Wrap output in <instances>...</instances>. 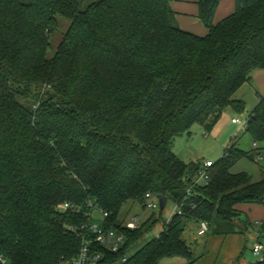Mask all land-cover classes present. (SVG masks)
Here are the masks:
<instances>
[{"label": "trees", "instance_id": "trees-1", "mask_svg": "<svg viewBox=\"0 0 264 264\" xmlns=\"http://www.w3.org/2000/svg\"><path fill=\"white\" fill-rule=\"evenodd\" d=\"M175 0H0V256L7 264H65L101 209L104 229L123 234L113 253L93 243L96 264H120L160 221L130 230L128 203L164 196L180 213L122 264L193 261L191 223L233 233L244 206L264 204V180L232 174L250 157L232 140L196 184L201 164L173 152L194 125L212 131L223 111L246 110L236 94L264 70V0H191L208 30L181 29ZM70 25L54 56L50 35ZM246 134L264 144V96ZM167 202V203H168ZM69 204L70 208L63 206ZM92 205L93 207H91Z\"/></svg>", "mask_w": 264, "mask_h": 264}, {"label": "rangeland", "instance_id": "rangeland-1", "mask_svg": "<svg viewBox=\"0 0 264 264\" xmlns=\"http://www.w3.org/2000/svg\"><path fill=\"white\" fill-rule=\"evenodd\" d=\"M196 20L202 23L199 19ZM69 25L68 20L60 18L59 29L50 35V57L56 53ZM202 27L205 29L204 25ZM236 98L238 99V96ZM243 98L246 102V110L243 113H237L232 108L225 109L212 131H206L199 125H194L190 134L185 133L176 139L173 152L186 163L202 164L207 161L216 163L223 156L231 141L236 139L238 148L250 157H244L238 161L232 167L231 173L247 174L254 182L264 180V144L255 146L252 137L246 134V128L233 123L234 119L247 121L254 110L257 99L249 86L244 87ZM150 203L159 204V201L156 198L147 199L146 204ZM176 209L177 206L171 201L167 203L163 211H160V208L152 211L135 203L126 204L120 214V219L125 223L135 216L142 223L152 215L160 220L144 236V240L134 246L128 254L134 255L147 242L158 237L164 229V222L174 215ZM93 218L95 224H100L102 215L95 210ZM257 221H264V204L252 206L251 210L244 211L241 221L236 224L235 231L228 235H215L209 232L204 236H198V224L191 223L183 239L193 253L192 263L180 258H172L165 259L160 264H254L258 257L252 253L253 246L259 241L264 249V228H258Z\"/></svg>", "mask_w": 264, "mask_h": 264}, {"label": "built area", "instance_id": "built-area-1", "mask_svg": "<svg viewBox=\"0 0 264 264\" xmlns=\"http://www.w3.org/2000/svg\"><path fill=\"white\" fill-rule=\"evenodd\" d=\"M247 122L248 121H240L238 119L233 120V123L240 124L241 126L245 128L247 127V124H248ZM255 146L257 145L255 144ZM212 166H213V162L211 161L203 162L201 164V170L198 174L196 184H208L210 180L208 170ZM152 198H155V197L151 196L150 194L147 195V199H152ZM90 206L93 207L92 205ZM63 208L68 209L70 208V205L65 204ZM146 208L154 211V210H158L160 207L158 203H150L146 205ZM95 210H97L99 214L102 215L101 221H103V219L107 217V214L104 213L101 209L95 208L91 214L92 218H93V214ZM176 213H180L178 208L176 209V212L174 214ZM172 217L168 219L166 222L168 223L171 222ZM141 225H142V222L137 216L133 217L128 223H125V226L130 230H137L140 228ZM256 225L258 226V228H264V221H257ZM83 230L85 232L82 235V247L80 249V253L78 257L72 260L66 261L65 264H92V263L96 264L98 263L102 258L99 253L92 251L93 243H96L100 245L101 247L106 248L113 253H118L124 247V244L126 241L124 235L117 233L115 231H112V230L104 229L101 222L100 224L92 223L90 225H86L85 227H83ZM209 232H210V228L207 222H201L198 224V229H197L198 236H204L208 234ZM252 253L254 254V256L258 257V260L254 264H264V249H263V245L261 244V242L258 241L253 246ZM127 261H128V255H126L123 258L121 263H127ZM0 264H7V260L3 256H0Z\"/></svg>", "mask_w": 264, "mask_h": 264}, {"label": "crops", "instance_id": "crops-1", "mask_svg": "<svg viewBox=\"0 0 264 264\" xmlns=\"http://www.w3.org/2000/svg\"><path fill=\"white\" fill-rule=\"evenodd\" d=\"M173 10L177 14V23L179 27L185 31L191 32L195 35L204 36L205 33H208V30L203 29L202 23H199L198 20V5L191 0H175L172 4ZM235 11V0H223L217 9L215 14L214 22L218 23L223 18L233 14ZM200 20V19H199ZM201 21V20H200ZM249 86L256 96V103L254 108L259 102V97L264 96V70H257L253 73L251 81L244 85L239 92L236 94L239 100L245 102L243 98L244 87ZM246 104V102H245ZM252 206L242 207V210L249 211Z\"/></svg>", "mask_w": 264, "mask_h": 264}, {"label": "water", "instance_id": "water-1", "mask_svg": "<svg viewBox=\"0 0 264 264\" xmlns=\"http://www.w3.org/2000/svg\"><path fill=\"white\" fill-rule=\"evenodd\" d=\"M158 200H159L160 210L163 211L167 205L168 199L164 196H160Z\"/></svg>", "mask_w": 264, "mask_h": 264}]
</instances>
